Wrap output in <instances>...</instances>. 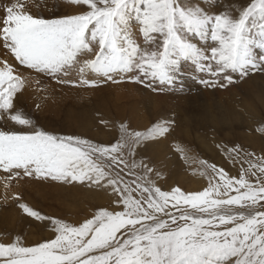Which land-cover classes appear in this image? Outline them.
Masks as SVG:
<instances>
[{"label":"snow or ice","instance_id":"obj_1","mask_svg":"<svg viewBox=\"0 0 264 264\" xmlns=\"http://www.w3.org/2000/svg\"><path fill=\"white\" fill-rule=\"evenodd\" d=\"M64 3L76 12L33 16L21 0L0 7V48L5 50L0 119L20 126L0 130V185L6 194L14 181L26 178L87 186L108 194L110 203L70 223L14 195L22 213L51 235L33 246L20 237L0 242V264H264V156L240 146L221 148L231 163L240 164L237 176L201 159L196 161L199 175L207 180L202 190H164L162 174L150 160L137 158V150L168 133L170 122L147 132L120 124L119 138L103 144L55 134L12 111L13 98L32 81L41 89L51 82L73 88L108 82L173 87L182 63L190 62L202 74L199 83L223 89L236 78L264 72V0L236 6L235 17L180 0ZM133 22L144 47L134 38ZM192 35L212 43L201 48L188 39ZM254 132L264 137V123ZM177 151L188 160L183 149Z\"/></svg>","mask_w":264,"mask_h":264},{"label":"rangeland","instance_id":"obj_2","mask_svg":"<svg viewBox=\"0 0 264 264\" xmlns=\"http://www.w3.org/2000/svg\"><path fill=\"white\" fill-rule=\"evenodd\" d=\"M56 1L64 2V0ZM180 2L182 4L206 5L207 9H211L208 10L210 14L227 11L235 17L237 15L236 6H246L249 0H180ZM0 5L3 6L1 2ZM53 8V12H51L50 15L53 14V18L59 17L60 11L57 7V3L55 5L53 4ZM32 13H36L37 16L40 15V11ZM134 25L135 22H133V26ZM140 37L142 38L141 35ZM188 39L202 44L201 48H207L208 45L212 43L210 38L208 41H201L195 35L189 36ZM144 46L145 44L141 47ZM12 60L14 61V59ZM26 73L28 72L24 74ZM90 76L89 78L91 79H97L94 75L90 74ZM201 77L202 74L196 72V68L193 64L190 62H183L179 80L173 87L162 86L157 83L155 85L157 90H154L155 88H146L140 84H113L111 82L102 83V86H100L136 85L152 94L168 96L169 100L163 105L161 104L163 107L159 106L156 109L149 108L146 101L143 103L136 102L131 105L132 107L129 106V104L127 105L124 100L116 102L117 98L114 97L118 93V90L110 91L111 95L107 92L102 93V95L101 92L103 91H101L97 94L93 92L92 96V94H89L90 92H85V95L88 94L87 96L84 95L85 97L82 96L81 91H79L76 92L77 94L79 93V96L76 98L75 93L64 91V88L68 90V87L59 86L55 84V82L49 83L51 87H49L50 85L48 84L49 86L47 85L46 89H41L40 86H37V92H34L36 98L34 99L39 102L41 97V100L46 101L45 103L52 105V107L61 106L62 113L57 119L48 116L39 117V115L31 111L32 109L26 104V106L22 105L21 108L24 106L25 109L28 108L24 116L31 119L37 127L54 132L58 135H75L103 144L115 142L120 135L118 126L124 124L123 122L115 121L117 127H113L111 124L102 123L105 119L103 118L104 115L106 116L107 114H109L107 115L109 119L106 116L107 120L117 116V118L121 116H123L124 119L130 118L133 121L142 117L149 118L147 127H140V129L137 130L135 126L131 125L130 128H128L131 131L147 132L153 125L164 123L165 121L170 122L168 133L162 137L148 140L138 148L137 158L144 157L150 160L154 167L162 174L163 178L159 183L164 190H168L173 186H178L185 192H195L202 190L207 185V180L199 175L201 169L196 161L202 159L208 163H215L218 167H223L231 175L237 176L240 164L237 163L234 165L231 163L225 153L221 151V148L240 146L244 151L254 153L257 156H264V137L254 132L255 128L261 123H264V105L260 102V100H264V72L249 74L248 77L242 80L236 78V83L223 89L204 87V85L199 83ZM204 77L207 78L206 76ZM100 87H95L93 89H99ZM69 88L71 90L84 91V88L90 90V87ZM202 91L208 92V96H202L200 98L197 94ZM95 94L97 98H94ZM61 95H63V97H61ZM195 95H197V98H192ZM109 96L113 98L109 99ZM56 98L60 99V102ZM193 100L196 102H193ZM31 101L33 102V99ZM112 106L116 107L113 108ZM113 112H115L116 116ZM134 112L136 114H134ZM69 116H73L75 120L69 122ZM126 125L129 126L128 124ZM8 127L9 126H6L5 130H8ZM19 129L20 128L17 130ZM217 145L221 147H217ZM177 148L184 150L183 155L188 157L187 161L182 158V154L177 151ZM162 152H164V154ZM155 153L158 155V158L156 155H153ZM162 156H164V158ZM244 166L247 167V165ZM194 172L197 174L193 175ZM25 182L40 181L28 180L27 178L20 181L19 184L14 181L13 187L9 191L12 195L7 193V199H5V196L0 195V242L10 243L16 237H20L25 246H33L51 235L44 224L22 213V210L17 206L18 202L13 199V196L16 194L21 196V202L26 203L34 210L40 211L44 215L57 218L60 217V219L63 218L64 221L70 223L82 222L85 218L82 217L83 212L82 209H79L80 206L72 204L70 195L60 193L58 196H53L46 190L45 196L47 197L45 198L43 191H39L34 184H25ZM73 189L75 191L72 192L75 193V195L79 194V196H81L82 193L90 192V194H98L101 197L100 200L96 201L91 199L90 203L86 202L85 204V202H83L84 205L89 207L87 218H90L94 211L109 206L110 196L103 191L80 185L73 187L71 190ZM79 196L77 195L76 199H79ZM71 206H74V208H71ZM59 214L61 216H59Z\"/></svg>","mask_w":264,"mask_h":264},{"label":"bare ground","instance_id":"obj_3","mask_svg":"<svg viewBox=\"0 0 264 264\" xmlns=\"http://www.w3.org/2000/svg\"><path fill=\"white\" fill-rule=\"evenodd\" d=\"M0 2L3 4V6H5V5H7L8 3H10V2H14V0H0ZM21 2L22 3H24L25 5H26V9L30 12V14H32L33 16H37V14L36 13H32V12H36V11H40V15L39 16H43V17H45V18H53V14L52 15H50V13L51 12H53V9L55 8H53V4L55 5L56 3H57V7H58V9H59V17L60 16H63V15H68V14H74L75 12H76V9L75 8H72V7H68V6H66L65 5V3L64 2H61V1H56V0H21ZM5 4V5H4ZM200 6V5H199ZM0 7H2V5H0ZM200 7H202L206 12H209L208 10H211V9H207L206 7V5H202V6H200ZM213 7V6H212ZM216 7V6H215ZM221 7V6H220ZM211 8V7H210ZM213 9V8H212ZM217 9V8H216ZM214 10V9H213ZM212 10V11H213ZM218 10V9H217ZM0 15H3V12L2 11H0ZM55 18H58V17H55ZM138 26L135 24L134 26H133V35H134V38L136 39V41H137V43L140 45V46H142L143 44H144V41H143V39L140 37V35L141 34H139L138 33ZM137 32V33H136ZM190 41L192 42V43H194V44H196L197 46H199V47H202V44H200V43H196L195 41H193L192 39H190ZM206 46V45H205ZM206 49V48H205ZM4 50V49H3ZM2 50V48H0V57H3L4 56V54H5V51H3ZM9 63H11V64H14L15 65V62L9 57ZM197 72V71H196ZM29 75H31L30 73H26L25 74V76H29ZM194 76V75H193ZM192 76V77H193ZM91 77V76H90ZM94 77V76H93ZM205 78V77H204ZM253 78H255V77H253ZM98 79V78H97ZM99 79H102V77H100ZM261 79H262V77H261ZM251 81V80H250ZM263 82V81H262ZM50 85V84H49ZM48 85V86H49ZM54 85V84H53ZM37 86L38 85H36L35 84V82L34 81H32V82H30V83H28V84H26V86H25V88L20 92V93H17L16 95H15V97L13 98V102L15 103V108H13L12 109V111H13V113H15V112H20V113H22L23 115L25 114V112L28 110V108L27 109H25L24 107L26 106V105H28L32 110L31 111H33V112H35V113H37V115H39V117H46V116H48V117H51V118H58L59 117V115L62 113V109H61V106H59V107H52V105H48L47 103H45L46 101H43V100H41V97H40V101L39 102H37L38 100H36V99H34V98H36V92H37ZM60 86V85H59ZM100 86H102V85H100ZM99 86V87H100ZM49 87H51V85L49 86ZM48 87V88H49ZM161 87V86H160ZM34 88V89H33ZM53 88V87H52ZM59 88H61V87H59ZM95 88V87H94ZM162 88V87H161ZM198 89V88H197ZM201 89V88H200ZM243 89H244V87H243ZM84 91H82V90H71L69 87H68V90L67 89H65L64 88V91L65 92H72V93H75V97L77 98L78 96H79V93L77 94L76 92H79V91H81V95L82 96H84L86 93L85 92H90L89 94H92V96H93V92L94 93H100L101 91H103V92H101V94L102 93H105V92H107L109 95H111V93H110V91H113V90H118V93L116 94V96L114 97L113 95V97L114 98H117L116 100V102H120V101H125V103L128 105L129 104V106H131L132 104H135L136 102L137 103H143L144 101H146V104H147V106H149V108L151 107L152 109H156L157 107H163V106H161V104L163 105L164 103H166L169 99H168V96H165V95H158V94H152L151 92H148V91H146V90H144V89H142V88H139L138 86H136V85H129V84H127V85H119V86H109V85H107L106 87H100L99 89H91L90 88V90H87V88H84L83 89ZM154 90H157V88H155ZM175 90V89H174ZM39 91V90H38ZM205 91V90H204ZM35 92V93H34ZM54 92V91H53ZM241 92V91H240ZM256 92V91H255ZM39 93H40V91H39ZM198 93V92H197ZM96 94H95V96H94V98H97V96H96ZM100 94V95H101ZM208 92H201V93H199V94H197L200 98L203 96H208ZM234 94H235V92H234ZM38 95V94H37ZM42 95V94H41ZM64 95V94H63ZM63 95H61V97H63ZM72 95V94H71ZM88 95V94H87ZM87 95H85V96H87ZM103 95V94H102ZM101 95V96H102ZM106 95V94H105ZM168 95V94H167ZM197 95H195V96H193L192 98H197ZM218 95V94H217ZM43 96V95H42ZM49 96V95H48ZM81 96V97H82ZM84 96V97H85ZM107 96V95H106ZM185 96V95H184ZM17 97V98H16ZM38 97V96H37ZM50 97V96H49ZM105 97V96H104ZM108 97V96H107ZM113 97H110L109 96V99H112ZM179 97V96H178ZM74 98V97H73ZM101 98V97H100ZM186 98H190V97H186ZM17 100V101H15V100ZM33 99V102L31 101ZM46 99V98H45ZM53 99V98H52ZM56 99H58V98H56ZM82 99H83V97H82ZM172 99V98H171ZM34 100H36V101H34ZM68 100V99H67ZM73 100H75V99H73ZM175 100V99H174ZM180 100V99H179ZM185 100V99H184ZM194 100H196V99H194ZM193 100V102H196V101H194ZM58 101L60 102V99H58ZM114 101H115V99H114ZM200 101V100H199ZM203 101V100H202ZM64 102V101H63ZM220 102V101H219ZM260 102H261V104H263L264 105V100H260ZM50 103V102H49ZM173 103V102H172ZM26 104V105H25ZM59 104V103H58ZM74 104V103H73ZM123 104V103H122ZM121 104V105H122ZM188 104V103H187ZM196 104V103H195ZM218 104H221V103H218ZM22 105H25L23 108H21V106ZM61 105V104H60ZM119 106H120V104H119ZM128 106V107H129ZM134 106V105H133ZM181 106V105H180ZM183 106V105H182ZM189 106V105H188ZM113 107V106H112ZM114 107H116V106H114ZM113 107V108H114ZM121 107V106H120ZM125 107V106H124ZM132 107V106H131ZM185 107V106H184ZM190 107V106H189ZM21 108V109H20ZM130 109V108H129ZM113 110V109H112ZM116 110H118V109H116ZM230 110V109H229ZM30 111V112H31ZM130 111V110H129ZM133 111H135V110H133ZM179 111V110H178ZM219 111V110H218ZM114 114H115V112H113ZM134 114H136L135 112H134ZM151 114V113H150ZM36 115V116H37ZM107 115H109V114H107ZM106 115V116H107ZM71 116V115H70ZM69 116V119H70V121L69 122H72V121H74L75 119H74V115L72 116V117H70ZM106 116L104 115V117L103 118H105L104 119V121H107V124H111L113 127L115 126V127H117V125L115 124V121H119V122H123L124 124L126 123V124H128L129 126H128V128H130V126L131 125H133V126H135V129H137V130H139L140 129V127L141 128H145V127H147L148 126V123H147V121H148V119L147 118H137V119H135L134 121L132 120V119H124L123 118V116H121L120 118H117V117H112V118H110V120H107L106 119ZM115 116H116V114H115ZM109 116H107V118H108ZM138 117V116H137ZM140 117V116H139ZM134 118H136V117H134ZM109 119V118H108ZM38 120V119H37ZM72 120V121H71ZM43 121V120H42ZM235 121H236V119H235ZM212 122H214V121H212ZM237 123V122H236ZM6 126H9L7 129L8 130H11V129H18V128H20V126H18V125H15L13 122H11L10 120H7V118L5 117V118H3V119H0V130H5L6 129ZM152 127V126H151ZM63 130V129H62ZM107 130V129H106ZM116 133V132H115ZM200 137H202V136H200ZM155 143V142H154ZM156 145V144H155ZM162 147H164V146H162ZM163 149V148H162ZM156 153H158V152H156ZM156 153L155 154H153L154 156L156 155ZM163 154H164V152H162ZM158 155H156V157H157ZM163 158H164V156H162ZM158 158V157H157ZM195 182V181H194ZM25 184H34L35 186H36V188L39 190V191H43V195L45 196L46 194V190L48 191V193L49 194H51V195H53V196H58V194H60V193H62V194H68V195H70L71 196V202H72V204H75V205H79L80 206V208L79 209H82V212H83V218L85 217H87L88 216V214L87 213H89V207L88 206H86V205H84L83 204V202H85V204H86V202L87 203H90V201H91V199L92 200H100V196L98 195V194H90V192H85V193H80L81 194V196H79V194H77L80 198L79 199H76V196L77 195H75V193H73L72 191H75L74 189L73 190H71L73 187L72 186H66V185H60V184H55V183H40V182H25ZM193 185V184H192ZM1 188V190H0V195H2V196H6V193H5V190H4V188H3V186H0ZM192 187V186H191ZM190 189V188H189ZM84 192V191H83ZM8 193H10V195H12V193L11 192H8ZM99 193V192H98ZM67 195V196H68ZM66 196V197H67ZM83 196V197H82ZM47 196H45V198H46ZM57 198V197H56ZM58 199V198H57ZM56 200V199H55ZM105 200V199H104ZM60 202V201H59ZM63 202V201H62ZM11 203V202H10ZM76 203H78V204H76ZM58 204V203H57ZM97 204V203H96ZM11 206V205H10ZM60 207H62V206H60ZM70 208V207H69ZM71 208H74V206H71ZM60 209H62V208H60ZM54 211H56V210H54ZM60 212V211H59ZM81 212V211H80ZM55 213V212H54ZM75 213V212H74ZM79 213V212H78ZM76 214V213H75ZM80 214H82V213H80ZM70 215V214H69ZM59 216H61L60 214H59ZM80 216V215H79ZM60 218V217H59ZM62 220H63V218H62ZM75 221V220H74ZM79 223V222H78Z\"/></svg>","mask_w":264,"mask_h":264}]
</instances>
